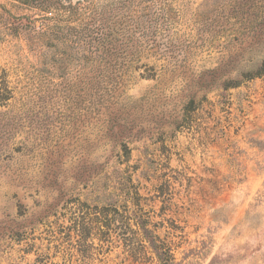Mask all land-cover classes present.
<instances>
[{"label":"rangeland","instance_id":"obj_1","mask_svg":"<svg viewBox=\"0 0 264 264\" xmlns=\"http://www.w3.org/2000/svg\"><path fill=\"white\" fill-rule=\"evenodd\" d=\"M49 1L0 0V264H65L78 208H166L176 264H264V0ZM124 258L84 264H156Z\"/></svg>","mask_w":264,"mask_h":264},{"label":"trees","instance_id":"obj_2","mask_svg":"<svg viewBox=\"0 0 264 264\" xmlns=\"http://www.w3.org/2000/svg\"><path fill=\"white\" fill-rule=\"evenodd\" d=\"M42 7L51 9L56 6L52 0ZM71 30L80 32L77 28ZM93 37L90 44L97 42L100 46L103 34ZM244 77L264 79V62L257 71ZM12 98L7 73L0 68V105L6 106ZM124 153L130 157L127 147H124ZM165 214L166 208H162L157 214L161 220L154 222L150 212L143 208H78L70 218L71 225L61 229L69 246L65 264L102 261L100 256L118 248L125 255L124 260L176 264V251L185 243V228L176 224V220L166 219ZM166 222L169 227L165 226ZM164 230L165 238H162L159 232Z\"/></svg>","mask_w":264,"mask_h":264}]
</instances>
